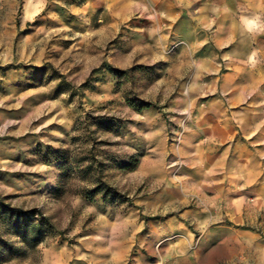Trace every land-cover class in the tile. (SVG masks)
Masks as SVG:
<instances>
[{
  "label": "rangeland",
  "instance_id": "obj_1",
  "mask_svg": "<svg viewBox=\"0 0 264 264\" xmlns=\"http://www.w3.org/2000/svg\"><path fill=\"white\" fill-rule=\"evenodd\" d=\"M165 2L0 0V197L43 231L2 264H264V76ZM59 152L127 201L57 193Z\"/></svg>",
  "mask_w": 264,
  "mask_h": 264
},
{
  "label": "crops",
  "instance_id": "obj_2",
  "mask_svg": "<svg viewBox=\"0 0 264 264\" xmlns=\"http://www.w3.org/2000/svg\"><path fill=\"white\" fill-rule=\"evenodd\" d=\"M170 10L195 6L201 14L202 28L211 25L212 39L218 49L225 51L229 61L258 62L264 76V0H168ZM181 5V6H180ZM180 9V10H182ZM211 19V24L206 19ZM205 23V24H204ZM254 23V25H253Z\"/></svg>",
  "mask_w": 264,
  "mask_h": 264
},
{
  "label": "trees",
  "instance_id": "obj_3",
  "mask_svg": "<svg viewBox=\"0 0 264 264\" xmlns=\"http://www.w3.org/2000/svg\"><path fill=\"white\" fill-rule=\"evenodd\" d=\"M147 108H149V106L143 104L135 106L137 111ZM107 123L104 125L108 126L109 124ZM56 157L60 161L58 166L60 172V187L57 193H60V189H65L70 186L75 179H82L90 183L79 191V194L83 196H98L107 204L124 203L127 201L124 200L117 191L110 188L105 182L99 179V176H97L98 169L92 168V163L87 166H82L81 161L78 162L68 157L66 152H59ZM139 161L137 156L131 157L129 162L122 164V170L125 172L134 171L138 167ZM36 214L38 215V211L36 210L23 211L17 207H11L6 204L4 198L0 197V227L4 225L11 229L27 250L35 249L43 239L42 225L41 223L37 224L34 220ZM43 221L46 220L43 219ZM23 252V248L16 249L8 244L0 233V264L10 259L20 257Z\"/></svg>",
  "mask_w": 264,
  "mask_h": 264
}]
</instances>
